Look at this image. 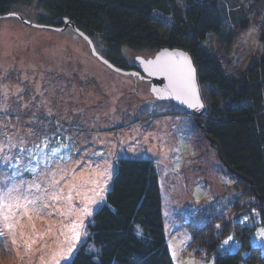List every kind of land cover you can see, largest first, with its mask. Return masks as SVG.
Listing matches in <instances>:
<instances>
[{"label": "rangeland", "instance_id": "1", "mask_svg": "<svg viewBox=\"0 0 264 264\" xmlns=\"http://www.w3.org/2000/svg\"><path fill=\"white\" fill-rule=\"evenodd\" d=\"M8 12L53 24L41 21L48 12L37 0L12 4ZM249 12L248 26L237 30L230 46L217 37L206 41L228 71H244L264 53L259 40L264 0H251ZM91 39L105 57L100 36ZM118 52L121 65L130 67L156 49L121 45ZM199 88L206 105L207 89ZM186 112L173 101L154 98L148 81L100 62L71 27L59 31L27 25L15 16L0 18V189L18 187L21 202L29 191L43 196L36 205L10 211L0 207V264H49L70 243L96 252L89 228L93 214L85 216L83 209L103 199L120 157L150 159L157 170L173 264H213L188 248V223L232 228L219 246L230 253L240 245L236 232L253 226L247 240L264 254V235L259 234L264 227L254 226L257 218L247 210L252 200L247 189L218 159L201 116ZM48 139L54 141L46 143ZM109 165L110 175L101 177ZM240 202H246L243 215ZM74 221L87 233L79 241L70 232ZM229 236L233 239L224 244Z\"/></svg>", "mask_w": 264, "mask_h": 264}, {"label": "trees", "instance_id": "2", "mask_svg": "<svg viewBox=\"0 0 264 264\" xmlns=\"http://www.w3.org/2000/svg\"><path fill=\"white\" fill-rule=\"evenodd\" d=\"M32 1L0 0V14L8 12L12 4ZM236 1L37 0L48 12L42 22L60 26L68 18L90 38L98 34L105 58L116 66L123 67L118 52L121 45L156 50L170 46L187 51L199 86L207 89L202 128L219 151L218 159L252 199L240 204H248L250 214L255 211L254 226L264 227V53L244 71L232 72L223 67L211 44L206 43L217 37L230 46L237 30L248 26L251 0L235 5ZM261 29L259 40L264 46V26ZM11 160L16 166L17 156ZM241 209L240 214L247 213L244 206ZM188 224L187 246L193 248L195 257H209L213 264H264V254L247 240L253 226L236 232L240 245L230 253L221 252L219 246L232 228L220 231L209 222L202 227ZM89 228L97 250L92 254L85 244L80 245L71 264H173L158 173L150 159L117 160L110 189L94 211Z\"/></svg>", "mask_w": 264, "mask_h": 264}, {"label": "water", "instance_id": "3", "mask_svg": "<svg viewBox=\"0 0 264 264\" xmlns=\"http://www.w3.org/2000/svg\"><path fill=\"white\" fill-rule=\"evenodd\" d=\"M8 16H15L24 22L27 25L38 27V28H45V29H54V30H64L66 27H71L77 34H79L82 38H84L88 46L90 48L91 54L96 57L100 62L104 63L113 71L123 74H130L135 75L139 79H143L149 82V89L152 93L153 97L157 100H170L175 102L177 105L182 107L185 111L189 114H193L195 116H201L205 110L204 102L201 97L200 89H199V82L197 79L196 68L193 64V60L190 54L183 50L182 48L178 47H162L156 50L155 54L152 57L147 59L143 57H137L136 62L133 66L130 67H119L108 61L104 56H102L94 46L93 41L91 38L85 34L83 31L76 28L74 23L70 21L68 18H64L62 20V26H53L49 24H39L30 22L27 19L23 18L20 14L15 12H6L0 14V18L8 17ZM186 56L188 61L190 62V67L193 70L191 76V89L187 93L179 94L174 90L176 80L175 78L168 72H160L156 68V62L159 57V61L162 62H170L176 61L177 66L179 67L182 62V55ZM148 61H153V64H149ZM195 105V107H193ZM197 125H199L197 123ZM201 126V125H200ZM204 132V131H203ZM205 133V132H204ZM206 135V133H205ZM211 143H213L212 138L206 135ZM218 158L221 160V156L219 151L217 150ZM251 184V183H250Z\"/></svg>", "mask_w": 264, "mask_h": 264}, {"label": "snow or ice", "instance_id": "4", "mask_svg": "<svg viewBox=\"0 0 264 264\" xmlns=\"http://www.w3.org/2000/svg\"><path fill=\"white\" fill-rule=\"evenodd\" d=\"M182 55V62L180 66H177L176 61H170V62H160L159 57L156 62V68L160 72H168L170 73L176 80L175 84V91L179 94L181 93H187L191 89V76H192V69L190 67V62L188 61L186 56ZM149 64H153V61H148ZM195 107V105H193ZM5 162H8V158H4ZM110 168L111 165H109L105 171L101 172V177L105 175H110ZM32 187H35L39 189L38 184L32 185ZM6 189V190H5ZM5 189H0V207L6 206L8 210L10 211L13 206L15 207H26L27 205H36L40 200L43 199V196H37L34 193L28 192L27 195L23 196V202H21V197L19 195L20 189L18 187H7L5 186ZM14 193H17V195H13ZM32 195L33 199L29 200L28 196ZM102 199V198H101ZM92 204H97L99 201L92 200L90 201ZM39 211V209H37ZM83 214L85 216H91L93 214V210L89 207H85L83 209ZM5 220H7V216L4 217ZM82 225L79 221H74L72 223L70 232L72 234L73 241H79L81 239L82 235H87V233H81L80 228ZM260 235H264V230H262ZM233 237L229 236L225 241L224 244H227L229 240H232ZM78 252V247L75 243H70L69 247L67 249H61L58 253L53 254L52 261L49 262V264H59L58 261H56L55 257L59 256L62 261L65 262V264H71V260L74 257V255Z\"/></svg>", "mask_w": 264, "mask_h": 264}, {"label": "crops", "instance_id": "5", "mask_svg": "<svg viewBox=\"0 0 264 264\" xmlns=\"http://www.w3.org/2000/svg\"><path fill=\"white\" fill-rule=\"evenodd\" d=\"M171 112H173V111H171ZM116 165H117V161L115 162V165H114V168H113V173H112V175H111V179H110V182H109V187L107 188V190L110 188V185H111V180H112V177H113V175H114V173H115V170H116ZM112 167H113V165H112ZM112 169V168H111ZM25 179V178H24ZM106 190V191H107ZM100 200H104V196H103V199H101V198H99L98 199V201H100ZM92 205V210H93V213H94V211L96 210V206L95 205H93V204H91ZM100 205V204H99ZM98 205V206H99ZM190 236V235H189ZM188 242H189V240H188ZM168 248H169V246H168Z\"/></svg>", "mask_w": 264, "mask_h": 264}]
</instances>
